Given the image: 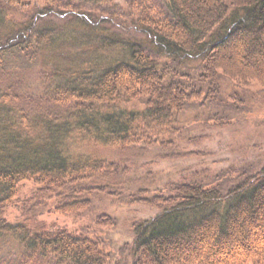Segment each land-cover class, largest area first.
I'll list each match as a JSON object with an SVG mask.
<instances>
[{"label": "trees", "instance_id": "1", "mask_svg": "<svg viewBox=\"0 0 264 264\" xmlns=\"http://www.w3.org/2000/svg\"><path fill=\"white\" fill-rule=\"evenodd\" d=\"M160 1L127 0L115 15L100 11L111 0H0V264H264V168L225 188L189 175L207 161L192 155L191 181L161 186L99 155L141 147L154 151L147 165L176 160L188 112L223 125L222 79L264 88V0ZM59 41L83 66L50 61L36 86L14 71L63 52ZM24 183L39 186L28 201L18 200ZM15 201L22 214L10 221ZM105 203L160 210L133 226L125 256L36 224Z\"/></svg>", "mask_w": 264, "mask_h": 264}, {"label": "rangeland", "instance_id": "2", "mask_svg": "<svg viewBox=\"0 0 264 264\" xmlns=\"http://www.w3.org/2000/svg\"><path fill=\"white\" fill-rule=\"evenodd\" d=\"M126 1L111 0L110 4L100 7V11L105 9L112 14L121 15L123 12L126 13L127 7H129ZM157 1L158 4H161L160 0ZM16 12L15 15L19 20H22L24 14L20 11ZM61 26L62 28L56 27L57 30L63 31L64 26ZM105 34L106 32L97 38L100 39ZM97 38L93 37L92 41L97 42ZM58 44L59 47L63 45L64 49L61 48L63 52L58 50L51 53V56L41 58L37 63L32 64L34 66L32 68L19 66L21 62H18L19 65H14V71L26 72L25 82L36 86V83H40L39 73L45 65L53 67L50 61H53L54 67L64 69V72L66 68L83 66L81 63L84 59L73 56V50L69 46L70 42L66 41L64 44L59 41ZM242 48L243 46L240 45L241 51ZM88 58L90 55L86 56V59ZM114 58L118 59L119 57L115 54L99 57L103 62H111ZM221 83V94L226 109L223 106V109L216 111H222V115H219L218 119H223V125H215L212 122L208 124L202 114L188 112V115L183 118L182 137L180 136L181 138L176 140L177 146L174 150L179 152V155H176V160H160L147 165L148 161L155 160L152 155L154 151L143 150L141 147L118 149V152L116 149H112L102 151L99 155L112 162L117 163L118 161L120 166L129 168V175L152 174L151 179L159 181L161 186L182 180L191 181L185 174L187 173L186 169L189 168L186 166L195 160L191 157L192 155H201L207 158V161L202 166H196L189 171V175L196 173L204 175L207 172L209 174L207 181L219 183L225 188L240 182L243 179V174L251 175L260 171L264 168V88L258 83H252L247 87H235L227 79H222ZM204 122L207 126L204 125ZM128 158L129 161H127ZM193 166H195L194 163ZM35 185L24 183L20 189L18 200L28 201L31 192L39 188ZM35 202L37 201H30L28 204ZM20 206L15 201L7 209V217L10 221H16L22 214ZM90 208V210L82 212L81 215L45 214L40 218L37 217L36 221L39 223L36 222V224L41 225L40 222H45L47 225H56L58 228H66L70 232L98 239L106 252L125 256L123 249L133 240V226L137 222L154 218L160 212V210L144 204L115 203L114 205L105 203L102 206L93 204ZM102 215H109L114 224L97 225V220Z\"/></svg>", "mask_w": 264, "mask_h": 264}]
</instances>
